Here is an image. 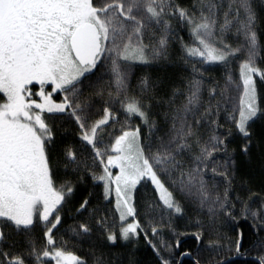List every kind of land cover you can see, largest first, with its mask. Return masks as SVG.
<instances>
[{
    "label": "trees",
    "instance_id": "obj_1",
    "mask_svg": "<svg viewBox=\"0 0 264 264\" xmlns=\"http://www.w3.org/2000/svg\"><path fill=\"white\" fill-rule=\"evenodd\" d=\"M238 2L165 0L166 14L162 20L167 22V27L147 21L140 40L149 62L131 66L125 87L117 85L113 72V61H120V55L106 54L76 83V91L69 97L80 104L77 111L86 128L102 119L105 109L111 113L108 123L97 131L95 143L99 151L101 143L108 152L111 143L124 132L139 130L146 158L182 214L164 207L151 181L144 179L134 193L135 216L140 228L128 240L121 238L122 223L115 202L107 198L105 187L98 179L104 172V154L100 152L97 157L96 149L80 138V126L70 115L71 110H66L48 118L54 137L53 144L48 146L54 186L65 190L70 185L73 189L70 195L66 193L58 209L61 223L52 230L55 243L47 244L41 222L34 223L28 234L24 230L16 231L14 225L6 222V227L0 224V230L8 237L0 242V250L23 254L27 264L53 262L42 255L39 260L29 255L30 246L40 253L55 249L72 253L83 264H179L184 254L190 257L184 258L181 264H261L264 260V118L250 123L252 147L247 154L241 151L245 140L230 118L235 115L238 119L232 97L235 86L241 82L240 65L247 59L246 40L237 26V21L244 19L243 10L237 12ZM250 3L257 17L255 65L264 70V0H250ZM210 4L215 6L216 21L208 38L210 42L222 51H227L225 45L228 49H241L223 62H207L199 55L190 57L186 49L199 45L193 37L192 25L175 14L176 8L184 9L198 22L202 12L209 14ZM225 13L232 21L227 28H223ZM162 36L166 37L167 44L157 54ZM144 78L151 81L150 89H141ZM197 87L198 99L189 104V97ZM257 92L264 116V80L260 78H257ZM65 95L59 92L55 98L64 101ZM132 98L139 101L147 122L126 112L125 105ZM5 101L6 97L0 94V103ZM173 124H184L185 131L190 126L191 134L185 140L180 139L181 133L172 137ZM213 135L225 140L220 151H212ZM178 144L185 147L179 149ZM205 148L208 153L203 152ZM67 149L76 153L77 164H66ZM165 152L170 153V159L156 164L157 154ZM224 172L228 179L218 174ZM193 182L202 184L208 194L203 203V198L200 199L203 204L200 210L195 203L198 198L186 197ZM217 197L222 207L215 203ZM84 201L87 204L81 208ZM82 224L90 231L82 232ZM110 233L117 236L115 243L107 240Z\"/></svg>",
    "mask_w": 264,
    "mask_h": 264
},
{
    "label": "snow or ice",
    "instance_id": "obj_2",
    "mask_svg": "<svg viewBox=\"0 0 264 264\" xmlns=\"http://www.w3.org/2000/svg\"><path fill=\"white\" fill-rule=\"evenodd\" d=\"M214 5L208 6V15L203 12L197 22L181 8L175 9L181 20L192 25L193 37L199 47L188 48L189 56H201L207 62H223L228 55H235L241 49L222 51L208 39L216 23L213 12ZM244 12V19L237 21L238 31L242 32L246 40L247 59L241 64L240 76L243 81L244 97L241 101L238 119L230 117L236 131L245 140L241 151L247 154L252 147V131L250 122L257 118H264L262 110L256 104V80H264V70L256 67L255 57L258 54L257 34L255 31L256 13L250 0H239L238 9ZM147 13V16H143ZM166 14L165 0H101L99 5L94 0H0V94L6 101L0 103V224L7 226L10 222L16 231L24 230L28 234L34 223L41 222L45 226L47 244L53 245L52 230L61 223L58 214L65 195L71 194L73 189L69 185L65 190H58L54 186L53 173L50 167L49 145L53 144L52 130L46 124L43 113H63L71 110L70 115L80 126L83 141L96 149V156L101 155L96 148L97 131L108 123L111 113L105 109L102 119L95 122L91 128L85 127V121L78 109L80 104L69 97L76 91V82L84 73L96 67L99 57L106 49L105 44L111 41L114 49H119V39H127L122 50L118 53L125 61H137L147 64L144 47L140 37L145 27V20H151L167 27L162 20ZM232 23L225 13L227 28ZM131 29V35H128ZM137 38L136 45H132V37ZM167 44L166 37L158 41L157 54L162 52ZM113 72L117 76V85L125 87V76L121 74V66L113 61ZM38 85L35 94L41 102L30 100L33 95L32 85ZM46 85H52V92L65 91L67 95L62 103H54L51 92L45 91ZM198 85V82H197ZM152 87L148 78L141 80V89ZM198 87L192 91L189 104H193L197 96ZM127 113L139 116L147 122L146 113L138 100L130 99L126 105ZM183 130L180 139L185 140L190 135ZM139 130L124 132L115 140L112 151L118 153L115 157H108L104 167V175L98 179L105 181L106 195L108 183H115L117 209L120 219L134 216L135 210L130 203L129 191L138 181L147 176L160 191V199L168 209L180 213L182 210L175 204L172 194L165 189L153 171L152 164L145 158L138 143ZM212 151H220V145L225 140L219 136L212 137ZM179 149L185 147L178 144ZM226 151V147H225ZM208 153L207 148L203 149ZM66 164H77V155L71 149L64 153ZM170 159V153L157 154L156 164H162ZM103 163V161H101ZM109 166L119 168V175L113 178ZM215 171V169L213 170ZM228 179L227 173H218ZM123 186V187H122ZM200 194L202 203L208 199V194L201 184ZM215 203L221 207L223 203L217 197ZM87 201L81 204L84 208ZM123 209V210H121ZM56 213L55 215H53ZM139 223L131 222L122 227L120 236L128 240L130 235H137ZM84 233L90 231L87 225H80ZM153 234L156 229L153 228ZM5 231L0 230V242L7 239ZM200 237L197 236V239ZM107 240L115 243L117 236L110 233ZM237 251L240 240H237ZM179 246V242H177ZM29 255L37 260L41 255L55 261V264H83L79 257L63 250H44L37 252L30 246ZM0 264H27L23 254H11L0 250ZM167 264V262H165ZM264 264V260L261 261Z\"/></svg>",
    "mask_w": 264,
    "mask_h": 264
},
{
    "label": "rangeland",
    "instance_id": "obj_3",
    "mask_svg": "<svg viewBox=\"0 0 264 264\" xmlns=\"http://www.w3.org/2000/svg\"><path fill=\"white\" fill-rule=\"evenodd\" d=\"M100 2H101V0H95V4L96 5H99L100 4ZM143 16H147V13H143L142 14ZM147 19L145 20V27L147 26ZM143 30V29H142ZM132 33H131V29H129V32H128V35H131ZM138 41H137V38L135 37V36H133L132 37V45L134 46V45H136V43H137ZM125 43H127V39L126 38H124V39H119L118 41H117V44H119L120 45V48L122 47L123 48V46H124V44ZM120 48L119 49H115V50H113L114 49V46L112 45V43H111V41H109V42H107L106 44H105V49H106V51H105V53H111V54H113L114 52H119V50H120ZM145 53V52H144ZM146 54V53H145ZM114 56H116V57H118L119 55H114ZM146 56V55H145ZM116 60V59H115ZM124 61V62H123ZM120 60V61H118V62H116L117 64H120L119 66H121V74L122 75H124L125 76V82L128 80V78H129V76H130V74H131V72H132V69H131V67H130V64H144V63H139V62H137V61H132V60H129V61H125V60ZM129 63V64H128ZM165 63L168 65V61H165ZM125 69V70H124ZM93 70V69H92ZM91 70V71H92ZM91 71H89V72H86V73H84V75L83 76H81L80 77V79H82L85 75H87V74H89ZM241 77V76H240ZM79 79V80H80ZM78 80V81H79ZM77 81V82H78ZM76 82V83H77ZM241 84V85H240ZM52 85H46L45 86V91L46 92H51V94H52V100H53V102L54 103H62L63 101H58L54 96L58 93V92H64V91H55V92H52ZM31 88H32V93H33V95L31 96V97H29V99L30 100H34V101H36V102H41L40 101V97L38 96V95H36L35 93L36 92H38V90H39V86H31ZM238 89V90H237ZM234 90H235V94H233V97H234V100H233V97H232V105H233V108H234V110L235 111H237V109L238 110H240V108H241V101H242V99H243V97H244V93H243V81H242V79H241V82L239 81V83L235 86V88H234ZM241 91V92H240ZM256 104H257V101H256ZM260 106V105H259ZM238 113V112H237ZM54 114H60V113H56V112H53V113H48V112H45V113H43V118H45L47 121H48V118H49V116H51V115H54ZM238 115H239V113H238ZM46 122V121H45ZM251 123V122H250ZM46 124H47V122H46ZM177 125V126H176ZM183 125L184 124H173L172 126H171V128H170V131H171V133H172V137H178V135L181 133V130H182V127H183ZM49 127H50V125H49ZM51 129V128H50ZM128 132V131H127ZM138 143H139V146H140V148L142 149V146H141V143L139 142V139H138ZM168 144H170V142H167ZM172 143V142H171ZM50 146V145H49ZM115 146V141H114V143H111V145H110V147H109V150H108V152H107V155L104 157V160H105V165L107 164V160H108V157H115V156H117L118 155V153H116V152H114V151H112V148ZM103 148V149H102ZM104 148H105V146H103L102 147V143H101V150H100V152L102 153V154H105L106 153V151L104 150ZM169 150H171V148H169ZM104 151V152H103ZM143 154H144V152H143ZM144 156H145V154H144ZM145 158H146V156H145ZM150 163V162H149ZM151 164V163H150ZM109 171L112 173V175H113V178L116 176V175H119V172H120V170H119V168H117V167H111V166H109ZM157 174V173H156ZM102 175H104V172H103V174ZM157 177H158V179L161 181V183L164 185V183L162 182V180H161V178L157 175ZM148 177L147 176H145V177H142L139 181H138V183L136 184V186H138L139 184H140V182L142 181V180H144V179H147ZM147 180H150L149 178L147 179ZM151 181V180H150ZM100 182L101 183H103V185H104V187H105V192H106V186H105V181H102V180H100ZM151 183H152V181H151ZM153 184V183H152ZM187 185H188V183H187ZM135 186V187H136ZM153 186H154V188H155V190H156V192H157V195H158V198H159V200H160V202L162 203V205H164V203H163V201L160 199V191L156 188V186L153 184ZM123 187V186H122ZM135 187L134 188H131L130 189V191H129V195H130V197H131V199H130V203H131V205H132V207L134 208V210H135V207H134V189H135ZM164 187H165V189H167V191L168 192H170L169 191V189L164 185ZM137 188V187H136ZM196 188H198V190L196 189ZM200 188H201V185H200V183H197V185L193 182V184L191 183V188H189V189H187V191H186V197H191V198H198V199H195L196 200V207L200 210V208H203V204L200 202V199H202V196H201V194H200ZM109 197H111V198H113V200H114V202H115V205H116V208H117V200H118V197H117V194H116V185H115V183H111V182H109L108 183V190H107V198H109ZM173 198V197H172ZM174 201V200H173ZM61 206V205H60ZM164 207H166L165 205H164ZM167 208V207H166ZM205 208V207H204ZM149 209H150V206H149ZM211 210H212V208H210ZM121 210H123V209H121ZM117 211H118V213H119V218H120V210H118L117 209ZM174 211V210H173ZM174 213L175 214H182V211L180 212V213H176L175 211H174ZM136 215V214H135ZM127 216L126 217V219L125 220H121L120 219V222L122 223V226H121V229H122V227H124V226H127V224L128 223H131V222H137V220H136V216ZM37 222H39V221H37ZM138 223V222H137ZM137 233H138V230H137ZM131 237H133L132 235H130V237L129 238H131ZM122 238V237H121ZM30 244V243H29ZM56 250V249H55ZM68 253V252H67ZM238 258H239V256H237ZM53 262H52V264H55V261L54 260H52ZM229 261H230V259H229ZM221 264H225V262H222Z\"/></svg>",
    "mask_w": 264,
    "mask_h": 264
},
{
    "label": "crops",
    "instance_id": "obj_4",
    "mask_svg": "<svg viewBox=\"0 0 264 264\" xmlns=\"http://www.w3.org/2000/svg\"><path fill=\"white\" fill-rule=\"evenodd\" d=\"M254 79H255V77H254ZM256 101H257V105H258L259 101H258L257 83H256Z\"/></svg>",
    "mask_w": 264,
    "mask_h": 264
},
{
    "label": "water",
    "instance_id": "obj_5",
    "mask_svg": "<svg viewBox=\"0 0 264 264\" xmlns=\"http://www.w3.org/2000/svg\"><path fill=\"white\" fill-rule=\"evenodd\" d=\"M190 257V255L189 254H184L183 256H182V259H184V258H189ZM182 261V260H181ZM181 261H180V263H181Z\"/></svg>",
    "mask_w": 264,
    "mask_h": 264
},
{
    "label": "bare ground",
    "instance_id": "obj_6",
    "mask_svg": "<svg viewBox=\"0 0 264 264\" xmlns=\"http://www.w3.org/2000/svg\"><path fill=\"white\" fill-rule=\"evenodd\" d=\"M185 46V45H184ZM184 49V48H183ZM187 50V49H186ZM187 55V54H186ZM188 56V55H187ZM237 56V55H236ZM191 57V56H190ZM200 57V56H199ZM200 58H202V57H200ZM123 60V59H122ZM227 60V59H226ZM125 70V69H124ZM241 85V84H240ZM238 90V89H237ZM129 101V100H128ZM237 111H238V113H239V110L237 109ZM53 133V132H52ZM93 147V146H92ZM102 158V157H101ZM103 184V183H102ZM181 260H183L182 258H181ZM182 262V261H181ZM179 264H181V263H179Z\"/></svg>",
    "mask_w": 264,
    "mask_h": 264
},
{
    "label": "flooded vegetation",
    "instance_id": "obj_7",
    "mask_svg": "<svg viewBox=\"0 0 264 264\" xmlns=\"http://www.w3.org/2000/svg\"><path fill=\"white\" fill-rule=\"evenodd\" d=\"M32 86H38V85H35V84H34V85H32ZM258 263H259V262H258ZM259 264H260V263H259Z\"/></svg>",
    "mask_w": 264,
    "mask_h": 264
}]
</instances>
